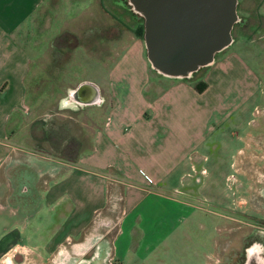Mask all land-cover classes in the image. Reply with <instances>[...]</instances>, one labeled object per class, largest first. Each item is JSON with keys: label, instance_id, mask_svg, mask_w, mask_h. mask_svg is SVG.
<instances>
[{"label": "crops", "instance_id": "crops-1", "mask_svg": "<svg viewBox=\"0 0 264 264\" xmlns=\"http://www.w3.org/2000/svg\"><path fill=\"white\" fill-rule=\"evenodd\" d=\"M43 1L0 0V243L8 247L0 262L21 248H36L21 241L37 237L34 230L44 231L42 247L78 237L106 206L109 172L125 184L113 258L121 264L148 260L191 211L178 191L161 190L168 185L154 170L174 139L169 135L185 129L167 128L166 118L187 110L203 118L215 102L224 103L231 87L248 93L257 87L253 78H228L238 0H127L141 15L143 34L108 61L89 56L87 65L70 64L66 48L53 39L44 50L26 48ZM217 54L225 56L224 65L215 67V78L205 76L208 86L198 91L190 77L202 68L212 72ZM42 85L57 90L42 93ZM37 101L56 104L40 115ZM78 108L92 111L89 147L57 129L69 125ZM85 128L80 125L81 132ZM30 135L50 147L28 141ZM250 264H264V258L252 251Z\"/></svg>", "mask_w": 264, "mask_h": 264}, {"label": "rangeland", "instance_id": "rangeland-1", "mask_svg": "<svg viewBox=\"0 0 264 264\" xmlns=\"http://www.w3.org/2000/svg\"><path fill=\"white\" fill-rule=\"evenodd\" d=\"M36 13L26 48L44 50L53 39L54 46L66 48L70 64L77 61L87 65L89 56L95 54L108 61L142 30L141 15L127 0H44ZM228 49V78H253L257 87L250 93L239 85L231 87L224 103L215 102L207 117L197 118L187 110L176 119L166 118L167 128L185 129L169 135L174 139L161 150V162L154 170L168 185L161 190L178 191L175 195L186 200L191 211L167 240L152 249L148 260L125 264H250L252 251L264 258V0H238ZM224 57L217 54L212 72L206 71L209 67L192 74L190 79L198 91L208 86L205 76L215 78L219 71L215 67L224 65L219 63ZM38 88L42 93L57 90L56 86ZM33 104L35 111L44 115L56 103ZM75 111L80 113L73 112L69 125L61 122L66 118L60 116L58 121L64 128L57 129L69 131L65 137L83 139L84 147H89L93 133L87 118L92 111ZM30 123L27 119L26 124ZM82 124L86 126L84 132L80 130ZM41 125L37 121L38 131ZM163 135L168 136L160 133L161 138ZM24 137L27 139L29 133ZM31 140L43 146L51 144L35 141L30 135ZM108 174L113 179L109 181L106 206L78 237L42 247L39 234L44 231L34 230L37 237L21 241L36 248L11 252L0 264H121L113 258V244L124 215L125 184L118 174ZM7 248L2 241L0 254Z\"/></svg>", "mask_w": 264, "mask_h": 264}, {"label": "trees", "instance_id": "trees-1", "mask_svg": "<svg viewBox=\"0 0 264 264\" xmlns=\"http://www.w3.org/2000/svg\"><path fill=\"white\" fill-rule=\"evenodd\" d=\"M141 28H142V27H141ZM143 31H144V30H143V28H142V30L140 31V34H139V35H142V34H143Z\"/></svg>", "mask_w": 264, "mask_h": 264}]
</instances>
